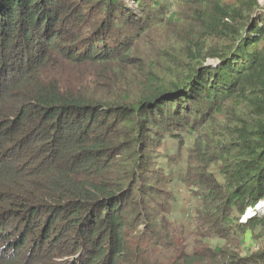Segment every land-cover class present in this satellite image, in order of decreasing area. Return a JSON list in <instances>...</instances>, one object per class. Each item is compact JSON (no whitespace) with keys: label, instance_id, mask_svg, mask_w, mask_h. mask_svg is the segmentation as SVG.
Wrapping results in <instances>:
<instances>
[{"label":"trees","instance_id":"1","mask_svg":"<svg viewBox=\"0 0 264 264\" xmlns=\"http://www.w3.org/2000/svg\"><path fill=\"white\" fill-rule=\"evenodd\" d=\"M135 4L0 0V264H264V4ZM162 130L208 173L158 261L131 228Z\"/></svg>","mask_w":264,"mask_h":264},{"label":"rangeland","instance_id":"2","mask_svg":"<svg viewBox=\"0 0 264 264\" xmlns=\"http://www.w3.org/2000/svg\"><path fill=\"white\" fill-rule=\"evenodd\" d=\"M125 1L130 8H136L135 0ZM260 2L264 4V0H260ZM217 62L216 59H207L208 64ZM175 136L180 139L174 137L170 131L162 130L160 132L157 140L150 147V163L147 169L141 173L142 181H137V185L145 187L140 189L135 196V208L140 219L134 228H131L134 232L132 235L156 234L153 235L155 237H148L144 243L148 249L146 256H151V260L158 259L160 261L164 257L160 256L161 249L157 240L158 234L164 231V222L184 231L189 251H191L198 220L197 209L201 203L197 199L198 186H205L203 178L208 173L200 167L190 164V154L195 139L187 134ZM209 171L218 174L215 165L210 167ZM213 176L215 177V175ZM262 201L261 206H264V200ZM148 218L154 223L148 224ZM151 225L161 228L156 232H149ZM146 229L147 232H142ZM263 240L261 235L259 241H254L248 236L247 239H244L240 250L243 254L249 253L257 247L258 242L261 243ZM208 241L211 246L224 244V240L218 236H213Z\"/></svg>","mask_w":264,"mask_h":264},{"label":"bare ground","instance_id":"3","mask_svg":"<svg viewBox=\"0 0 264 264\" xmlns=\"http://www.w3.org/2000/svg\"><path fill=\"white\" fill-rule=\"evenodd\" d=\"M263 201H261L260 202V204L258 205V208H259V210H261V211H264V206H261V203H262ZM263 204V203H262Z\"/></svg>","mask_w":264,"mask_h":264},{"label":"built area","instance_id":"4","mask_svg":"<svg viewBox=\"0 0 264 264\" xmlns=\"http://www.w3.org/2000/svg\"><path fill=\"white\" fill-rule=\"evenodd\" d=\"M258 205H259V203H258ZM258 205H257V206H258ZM257 206H256L255 208H258ZM246 216H247V215H245V216L243 217V219H246Z\"/></svg>","mask_w":264,"mask_h":264},{"label":"water","instance_id":"5","mask_svg":"<svg viewBox=\"0 0 264 264\" xmlns=\"http://www.w3.org/2000/svg\"><path fill=\"white\" fill-rule=\"evenodd\" d=\"M258 207V206H257ZM257 209H259V208H257Z\"/></svg>","mask_w":264,"mask_h":264}]
</instances>
